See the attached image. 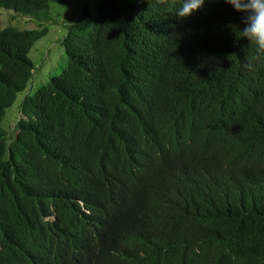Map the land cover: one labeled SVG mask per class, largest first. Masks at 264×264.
<instances>
[{"label": "trees", "instance_id": "obj_1", "mask_svg": "<svg viewBox=\"0 0 264 264\" xmlns=\"http://www.w3.org/2000/svg\"><path fill=\"white\" fill-rule=\"evenodd\" d=\"M181 2L85 0L9 129L71 0H0L37 21L0 27V264H264V52Z\"/></svg>", "mask_w": 264, "mask_h": 264}, {"label": "rangeland", "instance_id": "obj_2", "mask_svg": "<svg viewBox=\"0 0 264 264\" xmlns=\"http://www.w3.org/2000/svg\"><path fill=\"white\" fill-rule=\"evenodd\" d=\"M85 0H71L69 5H54V10H59V17L55 21L47 22L49 30L39 37L29 49L35 70L24 90L17 94L15 101L6 108L3 124L10 129L14 120L19 115V104L26 92H32L40 84L45 83L53 74L60 72L66 64V54L61 44V38L66 31V24L71 18V12H75ZM94 11L98 0H87ZM96 5V6H95ZM95 6V7H94ZM37 21L20 13L13 8L0 6V27L13 25L19 28H31Z\"/></svg>", "mask_w": 264, "mask_h": 264}, {"label": "clouds", "instance_id": "obj_3", "mask_svg": "<svg viewBox=\"0 0 264 264\" xmlns=\"http://www.w3.org/2000/svg\"><path fill=\"white\" fill-rule=\"evenodd\" d=\"M235 11L242 14L244 24L239 29L240 38H247L249 43L255 45L257 52H264V0H224ZM167 5V0H159ZM205 0H182L175 9L174 16L178 19L186 18L203 8Z\"/></svg>", "mask_w": 264, "mask_h": 264}]
</instances>
